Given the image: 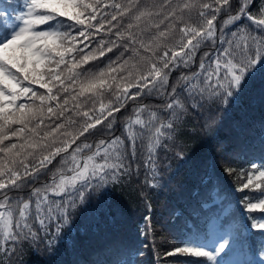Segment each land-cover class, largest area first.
Listing matches in <instances>:
<instances>
[{
	"label": "snow or ice",
	"instance_id": "6c2138e0",
	"mask_svg": "<svg viewBox=\"0 0 264 264\" xmlns=\"http://www.w3.org/2000/svg\"><path fill=\"white\" fill-rule=\"evenodd\" d=\"M253 4L23 0L15 16L0 9V264H13L17 248L42 239L40 231L48 234L53 224L59 234L78 205L95 189L130 175L133 162L140 161L137 174L142 163L153 177L146 182L154 185L157 150L167 148L163 140L173 139L190 108L240 103L244 85L264 67V0L256 12ZM242 21L248 23L225 31ZM102 58L108 63L93 70ZM175 71L180 76L170 84ZM145 96L160 98L157 110L135 107L123 138L113 137L116 114ZM101 134L104 139L88 142ZM145 139L140 148L146 155H138L137 141ZM57 158L51 180L35 187ZM251 169L238 190H259L264 197V165ZM25 189L27 198L19 195ZM244 203L249 214L264 213V198ZM251 227L264 232V216ZM216 235L208 246L185 244L165 256L220 264L217 257L230 241Z\"/></svg>",
	"mask_w": 264,
	"mask_h": 264
},
{
	"label": "trees",
	"instance_id": "16d2710c",
	"mask_svg": "<svg viewBox=\"0 0 264 264\" xmlns=\"http://www.w3.org/2000/svg\"><path fill=\"white\" fill-rule=\"evenodd\" d=\"M261 2L254 0L251 10L256 12ZM22 3L0 0V9L6 7L15 16ZM247 23L242 21L225 31L230 33ZM202 54L197 53L192 71H196ZM107 55L115 59L119 53ZM102 59L101 64L93 62V70L108 63ZM179 76L180 71L173 72L170 84ZM160 103L155 96L138 98L135 104L129 102L116 114L112 136L123 138L124 124L134 117L135 107L145 104L157 110ZM141 115L147 120V112ZM135 127L139 131V126ZM105 136L89 137L88 142ZM146 143V139L137 141L138 155H146V149L140 148ZM163 144L167 148L160 147L156 153L158 174L154 185L146 182V176L148 180L153 177L142 163L137 174L140 161L133 162L130 175L95 189L84 205H78L71 224L59 234L53 224L48 234L40 231L42 239L18 247L13 264H191L196 260L208 264L205 258L167 257L165 253L185 244L206 246L214 225L231 233L226 235L229 247L222 252L226 263L236 251L243 255L245 264L264 258V232L251 227L264 213L249 214L244 203L246 197L250 202L264 197L259 196V190H238L252 164L264 165V67L246 82L239 104L213 102L198 111L190 108L178 122L173 139H165ZM57 166L59 158L34 186L49 182ZM29 192L25 189L19 195L27 198ZM35 227L39 230L38 225ZM49 240L51 243H46Z\"/></svg>",
	"mask_w": 264,
	"mask_h": 264
},
{
	"label": "rangeland",
	"instance_id": "374dc122",
	"mask_svg": "<svg viewBox=\"0 0 264 264\" xmlns=\"http://www.w3.org/2000/svg\"><path fill=\"white\" fill-rule=\"evenodd\" d=\"M22 10V9H21ZM220 232L221 235H225V238H226V232L216 226L212 227L210 232H209V235H208V238H207V246L209 244V240L211 239H218V236L216 235L217 232ZM221 253L219 254V256L217 257L218 261L220 262V264H225L223 262V260L221 259ZM233 264H242V259L240 256H235L234 257V262ZM263 264V263H262Z\"/></svg>",
	"mask_w": 264,
	"mask_h": 264
}]
</instances>
